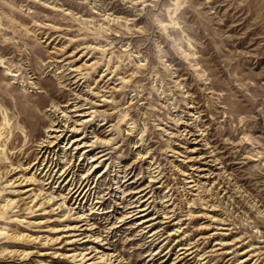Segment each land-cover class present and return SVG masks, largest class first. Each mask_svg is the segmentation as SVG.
<instances>
[{
  "label": "rangeland",
  "instance_id": "obj_1",
  "mask_svg": "<svg viewBox=\"0 0 264 264\" xmlns=\"http://www.w3.org/2000/svg\"><path fill=\"white\" fill-rule=\"evenodd\" d=\"M76 96L96 105L75 137L111 139L97 169L71 131L42 149ZM128 167L154 184L153 244L120 219ZM188 246V264H264V0H0V264H161Z\"/></svg>",
  "mask_w": 264,
  "mask_h": 264
},
{
  "label": "bare ground",
  "instance_id": "obj_2",
  "mask_svg": "<svg viewBox=\"0 0 264 264\" xmlns=\"http://www.w3.org/2000/svg\"><path fill=\"white\" fill-rule=\"evenodd\" d=\"M58 49V48H57ZM64 49V48H63ZM63 51V50H62ZM75 53V52H74ZM73 52L72 53H66L63 54L64 60H68V63L70 64V66H73L72 71L76 72V71H80L82 70V68L85 66V63H81L77 66V64L83 59L82 56H76ZM81 72V71H80ZM79 74V73H78ZM106 74V73H105ZM105 74L101 75L99 79H97L95 81V89L98 93L96 94H92L94 96L103 93V95L101 97H106L107 92H110L108 89H110V85H109V80L107 79L106 76H104ZM75 76V75H74ZM80 77V76H78ZM86 79V78H84ZM67 80V79H66ZM70 83V82H69ZM78 83V81L74 82V84ZM72 84L68 85L71 86ZM80 87V86H79ZM114 88V87H113ZM94 89V90H95ZM93 90V89H92ZM77 91V90H76ZM95 92V91H94ZM89 93V92H88ZM87 93V94H88ZM76 94V93H75ZM83 98H81L80 96H76L75 100L77 101L75 104V109L73 110V112L77 115V117H79L78 119L73 120V116H70L69 114H67L66 111H58L57 109H55L54 113H50V114H54L55 116V120L54 122L51 124V127L49 128V133L50 134H57V135H53V136H49V139L53 137V139H55L54 141H49L46 140L44 141L41 145H42V149L45 150V152L48 153V150L50 148H52L55 143L57 141H62L63 139L65 140L69 135V131L72 132L71 136L66 139L69 140V142L71 144H73L72 146H76V149H80V147L85 148H90V150H87L88 152L84 155H86V158H90L91 159V163H93V167L95 169H97L96 167H98V162L99 160H101L102 158H106L110 153L106 152V149H104V145L102 144H109L111 139L108 141H102L99 138H96L95 140H93L92 138H89V136H81V137H75L78 136L77 134L80 133V128L83 126H86L87 121L88 120H84L83 118H85V116H89L91 114L88 113L87 109H92L95 107L96 103L90 101L88 98H85L86 100H82ZM88 99V100H87ZM106 101V100H105ZM70 105V104H69ZM85 105H92L89 108H86ZM54 106V105H53ZM67 106V105H66ZM71 106V105H70ZM69 106V107H70ZM61 107V106H60ZM68 107V108H69ZM67 109V108H66ZM65 109V110H66ZM51 110V109H50ZM52 118V117H51ZM88 126V125H87ZM89 127V126H88ZM87 127V128H88ZM60 128H64V129H60ZM71 128V129H70ZM83 131V130H82ZM81 131V132H82ZM68 132V133H67ZM60 133V134H59ZM66 133V134H65ZM59 134V135H58ZM87 134V133H86ZM72 139V140H71ZM65 140V141H66ZM69 143H67L68 145ZM107 147V146H106ZM110 147V146H109ZM82 148V149H83ZM39 149V148H38ZM51 152V151H50ZM46 154V153H44ZM90 156V157H87ZM84 157V156H83ZM109 157V156H108ZM112 158V157H111ZM194 158V157H193ZM108 159V158H106ZM53 161V160H52ZM49 162V161H48ZM55 163V162H54ZM59 164V163H58ZM60 165V164H59ZM92 166V165H91ZM108 166V165H107ZM132 167V166H131ZM129 169L125 170L124 173V178H128L127 180L131 183L128 185V187L130 185L133 186V188H136V190L134 192H132L131 194H129L130 196L134 195L133 197H131L130 200H127V198H125V202H128V205H126V210L124 212H122L123 216L120 218L121 221H127L129 219H132L130 221H133L134 219H142L140 221V225H145V229H150L147 233L152 232V240H150L149 244H153L154 242L157 241L158 237H160V232L157 231H152V229H154L155 227V223H151L155 218H150V209L152 207V202L151 199L153 196H151L152 190H153V181L152 183L149 182L145 185L139 184V181L136 180L135 178V174H134V169L128 167ZM135 168V167H134ZM72 168H67V169H59L58 173H55L53 175H51L50 177H48L49 182L47 184H54V183H58L60 182V186L61 184L65 181H67V179H69L70 173H72ZM123 169V168H122ZM52 169H49V172ZM56 172V171H55ZM60 172V173H59ZM136 172V171H135ZM95 173V172H94ZM100 173V172H99ZM119 173V172H118ZM148 173V172H147ZM87 174V173H86ZM102 174V173H101ZM46 175V174H45ZM74 175V174H73ZM99 175V174H98ZM154 175V174H153ZM84 176V175H83ZM143 176V173H142ZM91 175H88L85 177V180L82 181L81 184H79V187H75L72 188L71 191L69 192L70 195L72 196V198L76 197L77 199H79V197H81L83 194V198L85 200V198H87L88 194H91V188L90 186V180H91ZM141 178V177H140ZM146 178V177H145ZM151 178V176H150ZM154 178V177H153ZM73 179V178H72ZM72 179L68 182V184L72 181ZM99 179V178H98ZM78 180V179H77ZM126 180V181H127ZM140 180V179H139ZM157 180V179H156ZM127 181V182H128ZM15 182V181H14ZM124 182L122 183L121 181H119V183H122V185L120 184L119 188H123L124 185L127 183ZM161 182V181H160ZM191 182V181H190ZM96 183V182H95ZM12 184V183H11ZM72 184V183H71ZM97 184V183H96ZM58 186V185H57ZM75 186V185H74ZM135 186V187H134ZM161 186V185H160ZM89 187V188H88ZM127 187V188H128ZM126 188V187H125ZM151 188V190H150ZM97 189V188H96ZM124 189V188H123ZM150 190V191H149ZM122 191V190H121ZM98 192V191H97ZM93 194V193H92ZM110 195V193H109ZM107 196V195H106ZM64 197V194H63ZM139 197V198H137ZM53 198V197H52ZM51 198V199H52ZM133 198V199H132ZM50 199V200H51ZM153 200V199H152ZM99 202H97L98 205ZM105 204V203H104ZM130 205V206H129ZM103 206V205H102ZM100 208V207H99ZM123 209V208H122ZM99 210V209H98ZM95 212V211H94ZM160 212V211H159ZM101 213V212H100ZM161 214V213H160ZM190 215V214H189ZM114 216V215H113ZM81 217V216H80ZM194 217V216H193ZM87 218V217H86ZM165 218V217H164ZM119 219V220H120ZM173 220V219H172ZM120 223V222H119ZM91 225V224H90ZM75 226V225H74ZM73 226L74 229H77ZM91 227V226H90ZM72 228V227H71ZM116 228V227H115ZM92 229V228H91ZM95 230V229H94ZM177 231V230H176ZM175 231V232H176ZM94 232V231H93ZM173 233V232H172ZM91 234V233H90ZM95 234V233H94ZM144 234V233H143ZM164 235V234H163ZM88 236V235H87ZM86 236V237H87ZM162 236V235H161ZM171 237V236H170ZM99 238V237H98ZM102 241V240H101ZM73 242V241H72ZM75 242V241H74ZM178 242V241H177ZM92 243V242H91ZM147 243V242H146ZM180 244V243H179ZM200 245V244H199ZM223 245V244H222ZM93 247V246H91ZM97 247V246H96ZM191 247V246H190ZM95 248V246H94ZM100 248V247H99ZM194 248L191 247H183L181 248V250H179L178 252H172L175 254V257L172 258V255H170V257H168V254H166L164 257H161L160 259L161 264H188L189 260L187 261L188 256L194 254V252H191L192 249ZM172 249V248H171ZM183 250V251H182ZM191 250V251H190ZM177 251V250H176ZM190 251V252H189ZM198 251V250H197ZM91 252V251H90ZM189 252V253H188ZM101 253V252H100ZM188 253V254H187ZM98 254V253H96ZM163 254V253H162ZM212 254V253H211ZM84 255V254H83ZM102 255V254H101ZM100 255V257H101ZM113 255V254H112ZM203 255V254H202ZM88 256V255H87ZM115 256V255H113ZM82 257V256H81ZM92 257V256H90ZM107 257V256H106ZM202 257V256H201ZM103 258V257H102ZM114 259V258H113ZM154 258H152L151 260H154ZM160 259L158 261H160ZM203 259V258H202ZM205 259V258H204ZM105 260V259H104ZM111 260V259H110ZM150 260V261H151ZM194 260V259H193ZM84 261V260H83ZM101 261V260H100ZM155 262V261H154ZM193 262V261H192ZM120 263V262H119ZM197 264V263H196Z\"/></svg>",
  "mask_w": 264,
  "mask_h": 264
}]
</instances>
